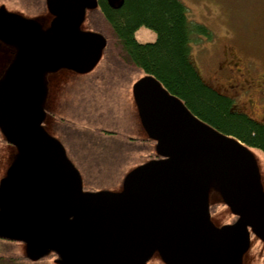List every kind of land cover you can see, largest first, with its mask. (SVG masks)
Returning a JSON list of instances; mask_svg holds the SVG:
<instances>
[{"label":"rangeland","instance_id":"1","mask_svg":"<svg viewBox=\"0 0 264 264\" xmlns=\"http://www.w3.org/2000/svg\"><path fill=\"white\" fill-rule=\"evenodd\" d=\"M110 1L115 5L122 2ZM182 1L189 18L206 25L213 33L210 39L202 37L192 43V59L203 80L234 98L237 111L264 123L261 93L264 92V0ZM90 3L91 0H0V25L3 21L13 27L18 21L22 38L21 45L11 36H0V186L13 177L18 166L26 163L19 147L8 141L9 134L22 121L32 123L35 117L41 121L35 129L42 148L52 160L62 158L68 170L70 167L77 174L85 195L100 197L104 202L110 195L126 193L134 174L139 175L142 183L147 177L145 169H155L161 162L187 165L195 158L199 163L196 157L199 155L195 156L190 148L167 155L160 151L158 140L151 137L142 123L134 94L140 81L152 77L125 65L113 54L106 40L111 35L110 27L104 24L99 5L89 6ZM136 37L140 42H153L156 33L141 27ZM58 57L61 63L58 67L48 66ZM19 131L21 137L25 136L23 147L27 143L32 145L29 134L33 128L25 134L26 128L20 124ZM218 135L239 143L254 160L258 200L264 209V152L230 136ZM149 137L151 140H145ZM210 170L205 187L210 220L201 237L202 243L208 241L211 247H219L220 241L216 245L210 242L211 229L217 237L224 238L225 229L239 221L246 198L237 172L223 164ZM28 172L36 175L31 165ZM152 183L143 192L162 204L165 212L173 197L168 193L164 201L166 194H161L162 187ZM68 190L66 183L57 179L51 197L65 206L69 204ZM3 214L0 208V220ZM83 214L86 218L91 216L89 211ZM77 216V213L75 219L65 216L66 225L73 227ZM249 230L250 245L237 264H264V238L252 228ZM233 247L232 243L225 246L230 250ZM0 264H68V261L63 253L36 249L27 240L0 238ZM143 264L168 263L160 250H155Z\"/></svg>","mask_w":264,"mask_h":264},{"label":"water","instance_id":"2","mask_svg":"<svg viewBox=\"0 0 264 264\" xmlns=\"http://www.w3.org/2000/svg\"><path fill=\"white\" fill-rule=\"evenodd\" d=\"M95 5L96 2L89 6ZM17 23L11 27L1 21L0 36H11L22 45L21 27H17ZM134 94L142 123L151 137L158 140L160 151L167 155L190 148L195 156L196 153L199 155L196 156L199 163L195 158L187 165L161 162L155 169H145L147 177L142 183L139 175L134 174L127 183L126 193L110 195L112 197L104 202L100 197L82 192L80 179L70 167L68 170L62 158L54 161L47 154L43 166L38 156L46 159L45 150L36 151L32 145L35 149L28 152V147L22 145L24 135L17 141L14 134H9L8 141L19 147L26 163L18 166L13 177L1 183L0 208L4 214L0 220V235L27 240L36 249L63 253L68 264H116L122 261L143 264L155 250H160L168 264H237L240 255L250 245L249 226L264 238V209L258 200L254 160L239 143L221 138L220 132L191 114L155 78L140 81ZM216 164L226 165L239 174L246 205L239 221L225 229L224 238L217 237L211 229L210 242L221 244L211 247L208 241L202 243L201 234L210 220L206 211L205 187L210 169ZM28 165L34 167L36 175L28 172ZM38 168L66 183L69 204L62 206L52 202L54 198L51 196L44 200L37 195L35 190H41L37 187ZM151 181L162 187L161 194H166L164 201L168 193L173 197L166 204L165 212L162 204L155 203L148 198L151 196L148 192H143L153 185ZM46 207L51 209L47 214L42 212ZM84 211H89L91 216L86 218ZM75 213L78 214L77 223L73 227L67 226L65 216L75 219ZM230 243L234 246L232 250L225 248Z\"/></svg>","mask_w":264,"mask_h":264},{"label":"trees","instance_id":"3","mask_svg":"<svg viewBox=\"0 0 264 264\" xmlns=\"http://www.w3.org/2000/svg\"><path fill=\"white\" fill-rule=\"evenodd\" d=\"M98 5L111 31L108 38L103 35L121 62L155 78L191 114L221 134L264 152V123L237 111L235 99L208 85L193 62L192 43L210 39L213 33L189 18L182 0H122L116 6L98 0ZM141 27L153 30L156 39L140 42L136 32Z\"/></svg>","mask_w":264,"mask_h":264},{"label":"flooded vegetation","instance_id":"4","mask_svg":"<svg viewBox=\"0 0 264 264\" xmlns=\"http://www.w3.org/2000/svg\"><path fill=\"white\" fill-rule=\"evenodd\" d=\"M92 1V4L94 3V2H96V5L98 6V0H91ZM111 2V1H110ZM112 3V2H111ZM91 4V3H90ZM95 5V6H96ZM61 63H60V58L58 57V59H57V61L56 62H53V64H52V67H58L59 65H60ZM261 91V90H260ZM261 93H263L264 94V92H262L261 91ZM40 120H39V118L38 117H35L34 118V120L32 121V123L29 121V120H26V121H22V123H20V124H22V126L24 127V129L26 128V131H25V134L27 133V131L30 129V128H33V131L29 134V137H30V139H31V141H32V145L36 148V151H39V152H41V151H43L44 149L42 148V146H41V138H40V136L37 134V130L35 129V128H37V127H39L40 126ZM19 124V125H20ZM19 125L18 126H16V130H15V132L13 133L14 135V137H15V139L17 140V141H20V139H21V134H22V132L21 133H19L20 131H19ZM109 131V130H108ZM25 137V136H24ZM24 137H23V140H22V142L24 141L25 142V139H24ZM46 140L48 141V137H46ZM145 140H151V138L149 137V139H145ZM10 143H12V141H10ZM13 144V143H12ZM14 145H16L15 143H14ZM32 145H30L29 143H27V147L28 148H26V150L28 151V152H31V150L30 149H35ZM17 146V145H16ZM46 152V151H45ZM47 152H46V159H43V158H41V157H39L38 156V159L42 162V165L44 166V163H45V160H47V158H48V156H47ZM158 157H160L159 155H157ZM51 157V156H50ZM50 159H52V157L50 158ZM37 163L35 164V166L37 167ZM37 173H38V175H39V179H38V185H37V187H39L41 190L40 191H37L38 193H37V195H39V196H41L42 198H44V200L45 199H48L52 194H53V182L56 180L57 181V179L52 175V174H49L45 169L44 170H41V169H39L38 168V171H37ZM50 178H52V179H50ZM46 196V197H45ZM52 202H55V200H53ZM53 205V204H52ZM48 207V206H47ZM43 208L42 210V212L43 213H48L49 211H51V209H48V208ZM250 228H252L253 229V231H255L254 230V228L252 227V226H249ZM0 238H3V239H6V240H9V241H12V240H17V239H14V237L12 238V237H10V236H3V235H0ZM53 251H55V250H52V252ZM19 256V255H18Z\"/></svg>","mask_w":264,"mask_h":264},{"label":"bare ground","instance_id":"5","mask_svg":"<svg viewBox=\"0 0 264 264\" xmlns=\"http://www.w3.org/2000/svg\"><path fill=\"white\" fill-rule=\"evenodd\" d=\"M250 102H252V100H250Z\"/></svg>","mask_w":264,"mask_h":264}]
</instances>
